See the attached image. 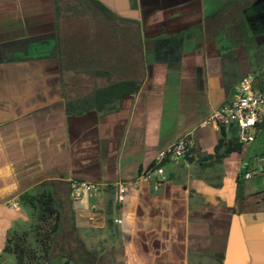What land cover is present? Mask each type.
<instances>
[{"label": "crops", "instance_id": "crops-1", "mask_svg": "<svg viewBox=\"0 0 264 264\" xmlns=\"http://www.w3.org/2000/svg\"><path fill=\"white\" fill-rule=\"evenodd\" d=\"M249 73L264 87V0H0V264L38 244L48 193L78 264H264V173L205 124ZM190 132L158 189L139 181ZM73 180L100 190L75 201Z\"/></svg>", "mask_w": 264, "mask_h": 264}, {"label": "built area", "instance_id": "built-area-1", "mask_svg": "<svg viewBox=\"0 0 264 264\" xmlns=\"http://www.w3.org/2000/svg\"><path fill=\"white\" fill-rule=\"evenodd\" d=\"M213 123L225 128H233L236 138L243 148L249 149L261 138L264 148V87L256 85V76L252 73L242 78L238 85V96L229 105L214 112L205 124ZM196 139L195 132L179 138L156 155L153 165L141 173L140 180L156 181L155 188L165 179L164 164L166 161L178 162L189 154ZM246 178L264 173V150L253 157H247L242 165ZM72 198L81 200L85 194H95L100 186L80 180L72 181ZM125 188L120 187L118 200H124Z\"/></svg>", "mask_w": 264, "mask_h": 264}, {"label": "trees", "instance_id": "trees-1", "mask_svg": "<svg viewBox=\"0 0 264 264\" xmlns=\"http://www.w3.org/2000/svg\"><path fill=\"white\" fill-rule=\"evenodd\" d=\"M94 3L106 17L110 19L114 18V14L105 6L99 2L94 1ZM68 13H70V16H81L85 14V9L80 8L78 4H65L64 6L57 7V16L63 15L67 17ZM125 85L127 84L119 83L114 86L121 87ZM108 89H110V87ZM221 129L223 138L220 140L217 151L225 145L224 143L226 141L225 127H221ZM243 149V146L238 142L236 137L226 141V152L242 151ZM29 204L37 210L34 228L38 234L37 242L42 248L43 256L38 260V258L34 256L30 246H27L24 240L20 239L14 246V252L18 262L23 264L24 259H27L29 261L28 264H69L71 262L78 264V259L76 257L77 252L73 249L74 247H78L77 244L74 246L76 235H67V229L63 226L64 222L61 208L55 200L54 195L52 193L43 194L38 197V199L36 198V201L32 199ZM28 255L32 257L29 259Z\"/></svg>", "mask_w": 264, "mask_h": 264}, {"label": "rangeland", "instance_id": "rangeland-1", "mask_svg": "<svg viewBox=\"0 0 264 264\" xmlns=\"http://www.w3.org/2000/svg\"><path fill=\"white\" fill-rule=\"evenodd\" d=\"M263 142L262 139L260 138L257 143L253 144L249 149H248V157H253L257 154H260L262 149H263ZM34 245L33 248H31L32 252L34 253V256H36V258H41L43 256V251L42 248L37 244V243H32ZM32 257V256H31ZM30 255H28V258H31ZM69 264H74L73 262L69 263Z\"/></svg>", "mask_w": 264, "mask_h": 264}]
</instances>
